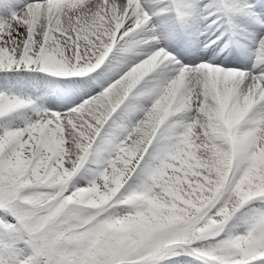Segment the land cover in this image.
Wrapping results in <instances>:
<instances>
[{"label": "snow or ice", "instance_id": "1", "mask_svg": "<svg viewBox=\"0 0 264 264\" xmlns=\"http://www.w3.org/2000/svg\"><path fill=\"white\" fill-rule=\"evenodd\" d=\"M0 264H264V0H0Z\"/></svg>", "mask_w": 264, "mask_h": 264}]
</instances>
